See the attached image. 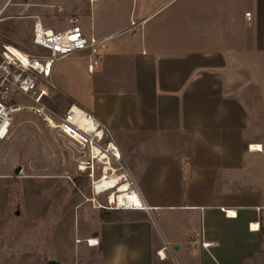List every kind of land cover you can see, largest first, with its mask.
<instances>
[{"label":"crops","instance_id":"1","mask_svg":"<svg viewBox=\"0 0 264 264\" xmlns=\"http://www.w3.org/2000/svg\"><path fill=\"white\" fill-rule=\"evenodd\" d=\"M1 1L0 13L10 0ZM22 4L37 5L15 6ZM68 8L70 22L58 30L77 23L107 47L93 73L81 52L56 61L51 81L59 98L108 129L145 207L97 222L98 245L88 248L99 264H255L264 0H88L81 11ZM27 16L32 36L45 19Z\"/></svg>","mask_w":264,"mask_h":264},{"label":"rangeland","instance_id":"2","mask_svg":"<svg viewBox=\"0 0 264 264\" xmlns=\"http://www.w3.org/2000/svg\"><path fill=\"white\" fill-rule=\"evenodd\" d=\"M17 2L37 5L26 11L23 4L16 7ZM9 3L0 13V40L31 52L36 51L31 44L33 18L27 15L38 14L45 19V27L58 30L70 22L68 5L77 11L88 7V0ZM48 104L59 113L69 106L61 98ZM79 160V153L41 119L28 112L13 114L10 137L0 151V264H99V255L88 248L84 237L93 234L99 220L116 217L111 214L115 204H129L109 203L108 194L115 188L101 193L95 189L101 165L95 163L93 172L81 171ZM111 166L116 171L110 178L121 176L119 165ZM134 192L129 189L125 195L135 196ZM133 202L143 206L138 195ZM262 211L259 243L251 256L255 264H264Z\"/></svg>","mask_w":264,"mask_h":264},{"label":"built area","instance_id":"3","mask_svg":"<svg viewBox=\"0 0 264 264\" xmlns=\"http://www.w3.org/2000/svg\"><path fill=\"white\" fill-rule=\"evenodd\" d=\"M246 17H250L249 13ZM136 25L131 21V27ZM106 41L107 38L85 35L77 23L63 30H52L39 22L34 23L31 36V44L36 48L34 52L0 40V151L10 137L13 114L28 112L41 119L47 128L79 153L78 167L82 164L93 172L96 163L101 165L103 172L105 166L114 168L111 163L118 164L123 170L121 173L125 174L124 180L132 187L118 147L106 127L74 103L69 102L62 113L48 104L59 99V92L51 81L54 63L69 55L86 52V68L88 73H93L105 55ZM114 208L120 207L115 204ZM92 240L94 238L85 239L87 246L98 245V240Z\"/></svg>","mask_w":264,"mask_h":264},{"label":"bare ground","instance_id":"4","mask_svg":"<svg viewBox=\"0 0 264 264\" xmlns=\"http://www.w3.org/2000/svg\"><path fill=\"white\" fill-rule=\"evenodd\" d=\"M262 147L260 146H253L252 149L254 150H257V149H260ZM87 167L83 166L82 164H80V166L78 167L79 170H82V171H85ZM112 170V172L110 173V171ZM116 170H114V168L112 169L111 167H108V166H105L103 168V172H101V179L99 181H97L95 183V189L101 193V192H105L108 190L112 191L114 188H115V191L113 192H110L108 194V202L109 203H115L116 201H119L123 204H129V205H125V206H128V209H139V208H142L144 207V205L141 207V206H137L135 205V202H133V199L135 198V196H137V194L135 193L136 191L131 187V185L129 184V182L125 181L124 180V176L125 174L123 173H119L121 174V176H117L115 177L114 179L113 178H110V175L113 173H115ZM122 179L124 181H122ZM95 181H93L94 183ZM92 183V184H93ZM112 189V190H111ZM132 190V191H135V196H126L125 194L128 193V191ZM133 197V199H132ZM121 207L120 205H118V207L120 208H124V209H127V207ZM145 208V207H144ZM229 213H233L232 211L229 212ZM234 214V213H233ZM255 227L258 228V225H255ZM92 241H95V240H92Z\"/></svg>","mask_w":264,"mask_h":264},{"label":"water","instance_id":"5","mask_svg":"<svg viewBox=\"0 0 264 264\" xmlns=\"http://www.w3.org/2000/svg\"><path fill=\"white\" fill-rule=\"evenodd\" d=\"M106 140H107V137H105V141H106ZM18 171H19V168H17V169L15 170V173L17 174Z\"/></svg>","mask_w":264,"mask_h":264}]
</instances>
